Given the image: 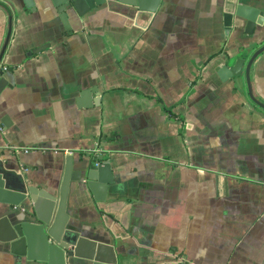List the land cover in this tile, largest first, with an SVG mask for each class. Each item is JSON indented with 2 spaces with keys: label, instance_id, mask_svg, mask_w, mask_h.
Masks as SVG:
<instances>
[{
  "label": "crops",
  "instance_id": "obj_1",
  "mask_svg": "<svg viewBox=\"0 0 264 264\" xmlns=\"http://www.w3.org/2000/svg\"><path fill=\"white\" fill-rule=\"evenodd\" d=\"M248 1L264 16V0ZM227 9L117 1L80 17L52 0H0V170L57 192L67 157L73 171L109 161L113 184H72L67 210L116 264H264V110L243 76L264 19L251 36L226 34ZM249 76L264 100V52Z\"/></svg>",
  "mask_w": 264,
  "mask_h": 264
},
{
  "label": "water",
  "instance_id": "obj_2",
  "mask_svg": "<svg viewBox=\"0 0 264 264\" xmlns=\"http://www.w3.org/2000/svg\"><path fill=\"white\" fill-rule=\"evenodd\" d=\"M59 11L72 9L78 16L94 11L102 5L120 2L140 11L154 14L161 0H52ZM240 2V3H238ZM228 9L223 16L225 33L233 27L242 28L251 36L263 25L264 16L248 0H226ZM238 3V4H237ZM42 49L32 53L36 54ZM264 52L257 50L246 63L244 79L249 99L264 110V100L252 95L250 69L255 59ZM232 60V59H231ZM244 60L238 58L231 67L224 66L230 78L242 76ZM8 78L0 70V93L8 85ZM109 176V177H108ZM72 184H83L93 193L103 186L107 191L113 184L111 165L101 155L80 158L73 171L71 157L65 168L57 192L39 191L20 184L15 177L0 170V255L2 264H116L113 248L86 238L70 221L68 196Z\"/></svg>",
  "mask_w": 264,
  "mask_h": 264
},
{
  "label": "built area",
  "instance_id": "obj_3",
  "mask_svg": "<svg viewBox=\"0 0 264 264\" xmlns=\"http://www.w3.org/2000/svg\"><path fill=\"white\" fill-rule=\"evenodd\" d=\"M93 152H96V151H93Z\"/></svg>",
  "mask_w": 264,
  "mask_h": 264
}]
</instances>
